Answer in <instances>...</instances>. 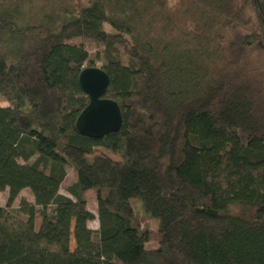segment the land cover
Returning <instances> with one entry per match:
<instances>
[{
	"label": "trees",
	"instance_id": "trees-1",
	"mask_svg": "<svg viewBox=\"0 0 264 264\" xmlns=\"http://www.w3.org/2000/svg\"><path fill=\"white\" fill-rule=\"evenodd\" d=\"M0 98V264H264V0H0Z\"/></svg>",
	"mask_w": 264,
	"mask_h": 264
},
{
	"label": "water",
	"instance_id": "water-1",
	"mask_svg": "<svg viewBox=\"0 0 264 264\" xmlns=\"http://www.w3.org/2000/svg\"><path fill=\"white\" fill-rule=\"evenodd\" d=\"M80 84L90 102L77 120V130L83 136L99 139L118 132L123 123L118 103L107 99L109 77L102 68H86L80 75Z\"/></svg>",
	"mask_w": 264,
	"mask_h": 264
},
{
	"label": "rangeland",
	"instance_id": "rangeland-1",
	"mask_svg": "<svg viewBox=\"0 0 264 264\" xmlns=\"http://www.w3.org/2000/svg\"><path fill=\"white\" fill-rule=\"evenodd\" d=\"M46 0H33L34 2V6L38 7L40 6L43 2H45ZM84 44L87 48V50L89 51L90 54V60L92 62H94V64L96 65L97 68H102V65L104 63L103 59H102V55H103V48L98 46L97 44L93 43V42H89V41H84ZM0 105L2 107H8V103L6 102V100L4 98H0ZM76 181V172L74 169L70 168L68 170V177L66 182L63 184L60 193L64 196L67 197H71L70 194L66 191V188L72 184L73 182ZM24 197L26 198L28 201L30 202H34V198L31 194V192L29 190H25L21 193V198ZM8 201V192H4V193H0V204L1 206H6ZM19 200H17L16 204H15V208H17L19 206ZM87 208L89 211H91L95 217L97 218L95 221L91 222L89 224L90 228L93 230H97L99 228V222H98V203H97V199L95 198V196L93 194H89L88 200H87ZM71 248L72 250L75 249V243L74 241H72L71 243Z\"/></svg>",
	"mask_w": 264,
	"mask_h": 264
}]
</instances>
